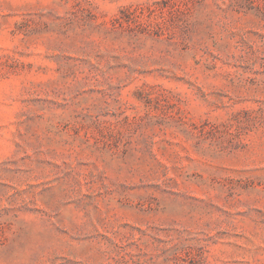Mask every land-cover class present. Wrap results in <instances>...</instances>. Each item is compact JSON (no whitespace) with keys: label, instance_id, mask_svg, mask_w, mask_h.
<instances>
[{"label":"rangeland","instance_id":"rangeland-1","mask_svg":"<svg viewBox=\"0 0 264 264\" xmlns=\"http://www.w3.org/2000/svg\"><path fill=\"white\" fill-rule=\"evenodd\" d=\"M0 264H264V0H0Z\"/></svg>","mask_w":264,"mask_h":264}]
</instances>
